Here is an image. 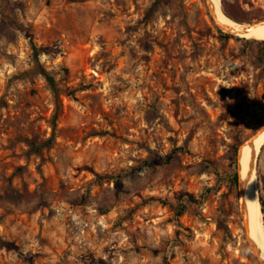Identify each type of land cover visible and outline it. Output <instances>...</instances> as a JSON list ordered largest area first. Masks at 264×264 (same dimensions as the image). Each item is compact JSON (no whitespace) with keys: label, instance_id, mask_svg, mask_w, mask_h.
<instances>
[{"label":"rangeland","instance_id":"374dc122","mask_svg":"<svg viewBox=\"0 0 264 264\" xmlns=\"http://www.w3.org/2000/svg\"><path fill=\"white\" fill-rule=\"evenodd\" d=\"M220 5L264 21V0ZM38 62L85 86L40 150ZM263 124L264 40L218 29L206 0H0V264H260L234 175ZM255 174L264 231V142Z\"/></svg>","mask_w":264,"mask_h":264},{"label":"bare ground","instance_id":"6f19581e","mask_svg":"<svg viewBox=\"0 0 264 264\" xmlns=\"http://www.w3.org/2000/svg\"><path fill=\"white\" fill-rule=\"evenodd\" d=\"M216 13L217 19L224 25L230 26L233 32L245 38L264 40V23L257 24L248 32L243 31L236 22L224 14L221 9L220 0H210ZM264 142V129L253 139L243 144L239 154V171L242 186L244 185V208L249 222V239L259 251L260 259L264 262V231L262 225V212L258 194L255 188V155Z\"/></svg>","mask_w":264,"mask_h":264},{"label":"water","instance_id":"95a60500","mask_svg":"<svg viewBox=\"0 0 264 264\" xmlns=\"http://www.w3.org/2000/svg\"><path fill=\"white\" fill-rule=\"evenodd\" d=\"M206 1H207V9H208V12H209V14H210V16H211V18H212V20L214 22V25L218 29H220L222 31H225V32L230 33V34L237 35L236 33L233 32V29H235V28H232L230 26H226V25L222 24L217 19L216 13H215V11H214V9L212 7V4H211L210 0H206ZM263 23H264V21L254 22V23H251V24H247V23H237V24H238L239 27H242L243 28V31L248 32L251 29H253L257 24H263ZM263 129H264V124H263V126L249 140H247V142L250 141L251 139H253ZM240 149H241V147H240ZM240 149H239V152H238V160H239ZM237 174H238V180H237V182H238V186H239V206H240V214H241V220H242V224H243V228H244V232H245V237H246V240L248 242V245H249L250 250L255 254V256L257 257V259L259 261V263L260 264H264V262L260 259L258 249L256 248V246L249 239V222H248V216H247L246 210L244 208V204H243V201H244V199H243L244 198V185L242 186V183H241L240 171H239V163L238 162H237Z\"/></svg>","mask_w":264,"mask_h":264},{"label":"trees","instance_id":"16d2710c","mask_svg":"<svg viewBox=\"0 0 264 264\" xmlns=\"http://www.w3.org/2000/svg\"><path fill=\"white\" fill-rule=\"evenodd\" d=\"M33 52H34V56L37 60L39 58V54L41 52H44V50H41V49L37 48L36 46H33ZM36 69H37V72L45 79L50 90L52 91L55 106H56V111L53 114V117L51 120L53 134L50 136V138L48 140L43 141L37 147L35 146L33 148V149L40 150L42 147H49L53 143L54 131H55V127H56V119L58 117L59 109H60V95L62 93H64L66 96H68L70 98H74L78 91L85 89V86L82 84H79V85H77L75 87H71V88H61L60 86H58V82L56 81L54 76L50 73V71L46 70L39 62L36 66ZM234 180L235 181L238 180V174L237 173L234 175ZM261 204H262V206L264 205L263 201L261 202ZM262 211H264V208L262 209Z\"/></svg>","mask_w":264,"mask_h":264}]
</instances>
